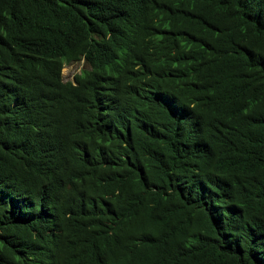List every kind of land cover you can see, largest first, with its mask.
Here are the masks:
<instances>
[{"label": "trees", "instance_id": "1", "mask_svg": "<svg viewBox=\"0 0 264 264\" xmlns=\"http://www.w3.org/2000/svg\"><path fill=\"white\" fill-rule=\"evenodd\" d=\"M0 264H264V0H0Z\"/></svg>", "mask_w": 264, "mask_h": 264}, {"label": "rangeland", "instance_id": "2", "mask_svg": "<svg viewBox=\"0 0 264 264\" xmlns=\"http://www.w3.org/2000/svg\"><path fill=\"white\" fill-rule=\"evenodd\" d=\"M82 68H86V64L84 63L83 59L65 64L62 68L63 80L73 81L74 75L80 73Z\"/></svg>", "mask_w": 264, "mask_h": 264}]
</instances>
